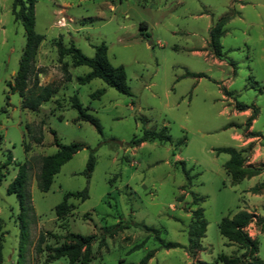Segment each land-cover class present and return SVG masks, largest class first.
<instances>
[{
    "label": "rangeland",
    "instance_id": "1",
    "mask_svg": "<svg viewBox=\"0 0 264 264\" xmlns=\"http://www.w3.org/2000/svg\"><path fill=\"white\" fill-rule=\"evenodd\" d=\"M11 2L0 0V264H68L52 259L51 249L69 243V234L95 236L86 264H140L148 253L146 264H220L219 255L243 251L219 234L218 224L246 209L256 216L247 233L264 260V196L248 190L264 183V175L231 185L223 168L228 156L215 152L237 147L232 134H242L255 117L254 132L264 139V0H35L34 31L43 40L34 66L39 84L57 92L33 112L21 108L7 85L25 45ZM231 10L216 58L209 29ZM57 43L88 58L104 44L110 64L123 66L131 95L99 79L79 84L89 69L74 67L69 55L59 58ZM97 90L103 94L93 98ZM73 95L98 120L102 135L88 123H74ZM161 127L170 143L129 147L143 128ZM52 133L61 145L94 150L95 163L87 179L89 149L78 151L42 193L37 176L41 158L57 150ZM248 149L240 150L245 158ZM21 165L27 173L22 219L16 196L6 193ZM85 187L88 199L69 198L73 209L58 218L55 207L65 195ZM196 209L206 223L198 260L185 249ZM160 241L183 248L166 250Z\"/></svg>",
    "mask_w": 264,
    "mask_h": 264
},
{
    "label": "trees",
    "instance_id": "2",
    "mask_svg": "<svg viewBox=\"0 0 264 264\" xmlns=\"http://www.w3.org/2000/svg\"><path fill=\"white\" fill-rule=\"evenodd\" d=\"M34 4L35 0H12L11 2V15L15 22H19L23 27L25 35V45L19 60V65L12 82L8 83V88L11 93H16L21 100V108L28 111H36L44 103H47L53 95L57 92V89L53 85L41 86L38 80L39 72L35 69L34 59L37 53V49L42 42V36L38 35L34 31ZM234 16V12L219 18L209 29V48L212 50L213 55L216 58H221V45L220 39L224 34V27L228 21ZM145 25H142L144 27ZM57 52L59 58L64 55H69L72 59L74 67L85 66L89 69V72L82 77L77 78L79 84H85L92 79H99L107 86L113 88L120 94L130 96V90L126 82V74L123 66H112L108 61L107 48L104 44H100L94 48V55L92 58L84 56L73 45L69 48H64L61 44L57 43ZM66 75V70H63ZM187 76L198 77L193 74L187 73ZM28 82L30 83L29 87ZM103 94L102 90H97L91 96L97 98ZM70 108L73 109L77 116L74 123L84 122L91 125L98 135H102V129L98 120L86 112L87 108H83L79 100L75 95L68 98ZM254 117L251 116L247 122L249 126L250 121ZM54 141L57 147L56 152L53 155L45 156L41 158V167L37 176V189L45 193L49 190L53 176L56 175L60 167L69 161L74 154L82 149H89L88 147L79 143H70L68 145H61L57 142L54 133ZM255 136V134H250ZM159 142L170 143V136L166 127H161L158 130L155 129H142L139 137H133L129 142V147H136L146 142ZM182 140L177 144L181 145ZM264 146V144H263ZM94 150L89 149V155L86 162L83 175L88 179L90 173L94 168ZM217 154H225L228 156V160L224 163L223 168L226 175L229 178L231 185H237L240 182L250 179L252 177L264 174V164L258 166L246 165V158L242 155L243 151H237L234 148H220L216 149ZM181 172L186 180L190 181L189 170H186L184 164L180 162ZM27 173L25 165H21L18 168L17 174L12 182L7 186L6 193L8 195H15L20 206V217H25L24 207V185L26 182ZM264 187V183L254 186L249 190L252 194ZM69 198L78 199L83 202L88 199L87 187L77 193H68L65 195L63 202L55 207V214L58 218H62L66 213L73 208L67 203ZM194 200L198 198L193 196ZM253 214L246 210L239 211L231 217H224L218 224L219 234L227 240L229 244L236 245L243 253L236 257H227L219 255L217 260L220 264H264V260H260L257 257V242L252 240L245 232L246 228L255 218ZM260 222H264V219ZM114 231H119L121 228H113ZM206 229V223L203 218L202 209H196L192 213L191 222L187 228L188 245L185 247L186 251L191 255H195L197 252L202 251L201 239L204 237ZM20 231L22 239L25 237V224L20 223ZM146 231L154 232L152 229ZM69 243L62 244L58 247L51 249V258L59 259L66 258L68 264H86L89 261L90 256V244L95 240L94 235L80 236L75 234H69ZM162 248L176 249L183 248L177 243L160 241L159 244ZM151 253H148L140 262V264H146L151 258ZM21 258V256H20ZM20 262V261H19Z\"/></svg>",
    "mask_w": 264,
    "mask_h": 264
},
{
    "label": "crops",
    "instance_id": "3",
    "mask_svg": "<svg viewBox=\"0 0 264 264\" xmlns=\"http://www.w3.org/2000/svg\"><path fill=\"white\" fill-rule=\"evenodd\" d=\"M243 114L245 116L249 115L247 111H245ZM255 123H256V117L252 120L250 126L247 127L242 134L233 133L231 136V139L239 144L237 145V147L234 148L235 150L240 151V150L247 149L249 147L248 149L249 154L246 158L245 164L252 165V166H258V165L264 164V152H262L264 151V146L260 145V142L264 141V139L259 134L257 135V133L254 132ZM250 134H256V135L252 136ZM176 159H179V157L176 156ZM262 175L264 174H260L258 176H255V177H252L246 180H254L255 178L261 177ZM251 188L253 187H249L248 190H250ZM253 195L264 196V191L263 193L253 194ZM246 211L250 213L249 209H246ZM198 253L196 254V259L198 258Z\"/></svg>",
    "mask_w": 264,
    "mask_h": 264
},
{
    "label": "built area",
    "instance_id": "4",
    "mask_svg": "<svg viewBox=\"0 0 264 264\" xmlns=\"http://www.w3.org/2000/svg\"><path fill=\"white\" fill-rule=\"evenodd\" d=\"M249 226V225H248ZM248 226L246 228H244V232L249 236V234L247 233L248 232Z\"/></svg>",
    "mask_w": 264,
    "mask_h": 264
}]
</instances>
